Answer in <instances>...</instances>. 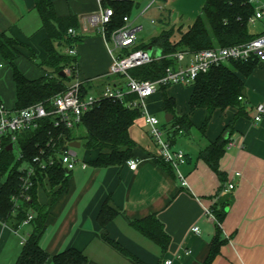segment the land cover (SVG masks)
<instances>
[{"label":"crops","instance_id":"1","mask_svg":"<svg viewBox=\"0 0 264 264\" xmlns=\"http://www.w3.org/2000/svg\"><path fill=\"white\" fill-rule=\"evenodd\" d=\"M204 1H161L158 7L160 28L152 37L170 27L176 29L178 35L185 31L200 13ZM52 2L57 15H72L78 21L75 31L81 39L72 46L78 64L74 78L102 86L107 82L105 78L113 58L120 52H114V47L98 29L85 26L82 18L98 11L104 3L98 0ZM134 2L141 5L144 0ZM170 18L176 20L175 23L171 24ZM129 23L138 27V31L143 28L131 19ZM1 32L20 43L17 46L20 56L15 60L17 68L28 78L42 76L41 63L46 54L40 42L46 32L41 28L34 1L0 0ZM60 47L65 52L70 46ZM152 51L157 52L154 47ZM239 76L244 93L238 106L214 110L203 128L207 110L190 111L188 106L192 86L182 101L171 91L187 86L174 84L166 88L167 94L175 99L177 115H185L190 121V125L175 133L172 139L173 147L186 154V163L180 166V171L187 186H182L176 175L156 162L157 147L146 130L142 114L143 119L136 118L128 130L135 142L132 158L138 159L136 169H130L126 163L96 167L90 164V158L85 160L86 168L78 165L67 172L65 189L45 217V230L40 239L41 247L49 256L45 264H53L52 256L67 248L83 253L85 261L81 264H165L168 259H171L170 264H204L214 241L218 243L217 250L207 264H264V114L259 121L254 120L256 106L264 105V61L249 75ZM112 80L122 83L113 77ZM160 92L158 103L157 93ZM162 93L159 90L148 99L147 110L155 103L160 105L156 111L165 112ZM0 100L7 108L15 109L13 69L1 52ZM148 112L154 115V111ZM163 125L171 126L164 122ZM220 136H225L227 143L215 170L199 154ZM229 182H234L235 187L225 192ZM46 189L48 185L44 181V188L37 192L40 204L47 202ZM103 203L113 209L114 215L101 225L97 216ZM211 206L220 215L219 229L204 216V209ZM148 215H154L160 222L167 238L165 246L129 223ZM13 224V219L0 221V264L15 263L32 229L30 223L17 228H13ZM193 226L199 228V233L192 231Z\"/></svg>","mask_w":264,"mask_h":264},{"label":"trees","instance_id":"2","mask_svg":"<svg viewBox=\"0 0 264 264\" xmlns=\"http://www.w3.org/2000/svg\"><path fill=\"white\" fill-rule=\"evenodd\" d=\"M34 8L41 19V28L45 30L46 37L40 42L45 52L42 61L44 74L38 78L26 77L16 66L15 60L20 56L18 45L14 37L5 32L0 33V52L9 61L13 69L15 83V109L28 107L36 103L47 104L49 100L64 92L74 79L77 72V56L68 55L62 51L63 44L70 47L80 41V35H71L69 28H77L78 21L72 15H57L52 0H33ZM163 1V0H158ZM105 7H110L113 14L105 24L107 39L116 29L125 24L124 17H130L134 0H101ZM256 4L250 0H205L200 13L189 27L174 37V28L162 30L152 37L149 43L140 42L135 48H155L164 57L151 63L130 69L128 73L140 80H156L164 75L165 69L175 65L171 54L177 51H197L210 47H223L248 42L260 33L252 34L248 31L250 18L255 14ZM57 43V44H56ZM124 50L121 54L127 53ZM259 63L256 58L247 61H230L211 67L207 72L200 73L193 85L188 99L190 111L197 108H205L207 116L201 126L203 128L216 109H225L229 106H238L239 96L244 88L239 75H249ZM68 69L70 72L66 73ZM64 72L65 74H60ZM112 77L106 76L105 80L111 81ZM114 78V77H113ZM93 87L88 81L82 83V89ZM167 86H162V108L165 113L172 115L169 122L164 124L177 126L178 129L190 125L188 117L176 114L175 99L166 92ZM135 94L127 95V99H133ZM142 114L139 107H127L119 101L102 99L90 110L85 112L81 122L73 129L63 126L54 127L48 120H44L41 127L33 132H27L20 136L19 142L23 157L16 159L13 152L0 149V175H5L0 185V221L8 222L13 219V228H17L27 217L32 209L35 214L31 224V232L22 243L21 250L14 264H45L49 256L40 245V239L45 230V217L48 214L58 195L65 189L68 173L56 163L37 173L35 183L29 191L30 199L23 200L18 207L14 205L13 196H20L19 165L22 160H31L32 157L44 152L46 156L53 155L55 150L67 148L71 141H80L81 145L94 156L89 160L96 167L122 165L132 158V150L135 142L129 135V127L134 120ZM81 128V130L79 129ZM177 133V130H176ZM227 138L218 137L210 143L199 156L216 170L218 158L225 150ZM156 162L167 171L175 175L172 166L160 158ZM87 162V161H86ZM44 181L48 185L47 202L40 204L37 197L39 188H44ZM216 217V226L219 229L220 215L211 206ZM114 215L113 209L107 203H103L97 216L101 225L108 222ZM129 223L152 238L162 246L167 242L166 235L160 222L154 215H148L141 219H132ZM218 243L213 242L212 250L204 264H207L213 253L217 250ZM85 256L75 248H67L52 256L53 264H81Z\"/></svg>","mask_w":264,"mask_h":264},{"label":"built area","instance_id":"3","mask_svg":"<svg viewBox=\"0 0 264 264\" xmlns=\"http://www.w3.org/2000/svg\"><path fill=\"white\" fill-rule=\"evenodd\" d=\"M101 2V0H98ZM156 0H150L147 8ZM256 4L255 14L250 18V22L255 19L264 17V9L259 7V0H250ZM113 10L110 7L100 6L99 10L90 13L82 18L87 27H96L100 34L112 44L114 49L122 51L128 50L127 53L118 54L113 58L106 76L114 77L113 79L122 80L108 81L102 86L94 84L93 87L82 89L81 81H74L67 89L53 96L47 104L36 103L20 109H9L0 100V149L11 144L9 151L14 153L17 145L16 159L23 157L22 148L19 142L20 136L27 132H33L39 129L44 120L48 119L54 127L63 126L73 129L80 122L83 114L90 110L95 104L102 99L119 101L127 107H139L144 116L145 124L149 128V135L157 147L156 157L170 164L175 175L180 179L182 186H187L184 175L180 171V166L186 163V154L181 149L173 147L172 139L174 134L182 132L177 126L166 127V136L160 128L159 120L148 112L147 101L162 86L181 84L192 86L196 77L203 72H207L211 67L217 66L230 61H247L256 58L259 62L264 61V30L255 38L245 43L223 46L210 47L197 51H177L171 54L175 60L174 66L165 69L163 76L156 80H140L132 77L128 71L138 66L151 63L164 57L159 52H149L143 48H135L137 44L136 33L138 27L130 25V18L124 17L125 24L113 31L110 38L107 39L105 34V24L110 20ZM68 33L75 35L74 28H69ZM68 55H76L74 47H68L65 52ZM66 73L70 71L65 70ZM135 94L137 97L127 99L126 96ZM239 100L242 96L238 97ZM264 114V105L256 106L255 121H259ZM162 127H165L162 125ZM232 142L229 143L231 145ZM59 163L66 172L73 170L80 165L82 168L87 167L85 160L78 161L74 148L68 146L60 151L55 150L53 155L46 156L42 151L39 155L32 157L31 160H22L19 165L20 174V196H13L12 200L16 207L23 200H29V191L35 183L37 173L45 170L48 166ZM128 167L132 170L138 166V159L130 158L126 161ZM238 176V173H235ZM235 187L234 182L227 183L224 188L225 192L231 191ZM204 216L217 223L211 207L204 209ZM34 217V213L29 210L27 217L21 224L29 223ZM192 231L199 233L197 226L192 227ZM187 253H190L188 250ZM171 259L165 261L170 264Z\"/></svg>","mask_w":264,"mask_h":264},{"label":"rangeland","instance_id":"4","mask_svg":"<svg viewBox=\"0 0 264 264\" xmlns=\"http://www.w3.org/2000/svg\"><path fill=\"white\" fill-rule=\"evenodd\" d=\"M149 3H150V0H144V3L141 5H139L135 2V5L132 8V11L130 13L131 21L135 24H142V26H143V28L140 31H137V33H136L137 41L143 42L146 44L149 43L150 38L153 36L152 34L158 28H160V22H161L159 20L160 13H159V8H158L159 5L161 4V1L156 0L153 4L150 5V7L147 8L146 4H149ZM260 6L264 9V0H259V7ZM151 20H154V22H151ZM169 20H170L171 24L175 23V21H176V20L172 21L171 18ZM184 27H186V26H184ZM263 30H264V17L261 19H255L254 21L250 22L248 25V31L252 34L260 33ZM178 36H179L178 32L175 29L174 30V37L177 38ZM110 45L112 46L111 43H110ZM148 48H152V46L149 45ZM114 52H118V53L120 52V54H121L123 51L120 49H114ZM74 77H75V75H74ZM74 81H77V80L74 78L71 83H73ZM175 88L176 89L172 90L171 92L174 93L179 98V100L181 99V101L186 99L189 91L191 90V86H187L183 89H180L179 87H175ZM178 89H180V91ZM169 93H170V91H169ZM157 95H158V97L156 100L159 103V99L161 97V92L157 93ZM179 106L182 108V103L179 102ZM159 107H160L159 104L151 103L148 106V110L154 111L153 112L154 116L159 120V122H160L159 126L163 131V136L165 137L166 136V127H162L163 122H164L165 112L156 111V109H158ZM176 114H177V112H176ZM138 119L142 120L143 118L138 117ZM79 129L81 130V128H79ZM146 130H148V133H149L148 126L146 127ZM74 150L76 152L78 161L89 160L90 158H92L94 156L93 151L86 150L82 145L78 148H74ZM14 155L15 156L17 155V145L15 146V149H14ZM4 179H5V175H0V185L3 183Z\"/></svg>","mask_w":264,"mask_h":264},{"label":"water","instance_id":"5","mask_svg":"<svg viewBox=\"0 0 264 264\" xmlns=\"http://www.w3.org/2000/svg\"><path fill=\"white\" fill-rule=\"evenodd\" d=\"M147 50H148L149 52H152V48H147ZM60 74H63V75H64L65 73H64V72H60ZM243 93H244V89L242 90V94H243ZM171 119H172V115L169 114V113H165V115H164V120H165L166 122H169ZM69 146L72 147V148H78V147L81 146V143H80V141L75 140V141H71V142L69 143ZM11 147H12V145H11V144H8L7 147H6V150H10Z\"/></svg>","mask_w":264,"mask_h":264}]
</instances>
